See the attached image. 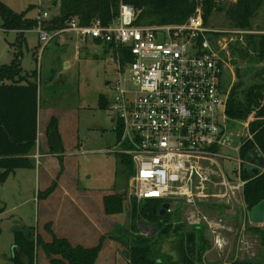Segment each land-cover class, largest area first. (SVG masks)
Segmentation results:
<instances>
[{
	"label": "built area",
	"instance_id": "obj_1",
	"mask_svg": "<svg viewBox=\"0 0 264 264\" xmlns=\"http://www.w3.org/2000/svg\"><path fill=\"white\" fill-rule=\"evenodd\" d=\"M202 1L197 0L194 14L182 24L139 25L136 8L122 3L119 15L106 25L96 19L82 26L72 19L65 28L49 31L44 11L35 18L34 30L41 49L55 38L64 41L65 32L108 46L117 63L110 118L122 122L118 152L130 155L135 167L126 198L168 203L166 214L179 211L182 221L204 226L213 248L224 251L230 233L242 245L252 243L245 235L254 223L244 200V167L260 162L240 156L237 168L228 172L224 167L231 159L226 150L240 153L245 140L253 138L249 126L254 114L239 122L249 132L243 139L229 123L230 88L224 92L222 75L229 67L231 44L264 31L210 27L203 19ZM119 48L132 58L123 63Z\"/></svg>",
	"mask_w": 264,
	"mask_h": 264
},
{
	"label": "trees",
	"instance_id": "obj_2",
	"mask_svg": "<svg viewBox=\"0 0 264 264\" xmlns=\"http://www.w3.org/2000/svg\"><path fill=\"white\" fill-rule=\"evenodd\" d=\"M54 1L59 2V14L46 20L45 28L49 31L65 28L72 19H76L82 26H88L96 19H100L105 25L109 24L119 15L122 3L136 8L139 13L136 23L139 25L182 24L194 14L197 7V0ZM222 2L223 0L202 1L205 24L208 25L214 12L223 10ZM263 7L264 0H235L228 4L225 14L234 28L253 30L254 21ZM26 13L27 11L16 13L0 1V14L5 19L3 28L18 31L22 40L27 30L37 26L36 19L27 17ZM244 39V45L237 40L231 44V49L234 45L233 52H237L243 59L248 58L249 61L258 63L260 68L253 75L255 80L247 87L241 88L245 84L242 79L231 87L227 116L229 123L237 126L254 114L249 126L253 138L245 140L240 156L244 161L250 159L261 163L264 160V33L246 34ZM118 51L122 54L123 63L132 58L128 51L122 48ZM20 56L21 53H15L10 63L0 64V182L17 169L35 167L30 155L38 144L39 75L37 70L26 73ZM55 73L56 69L53 70L52 77ZM98 103L100 108H107L110 99L100 94ZM114 131L119 142L123 133L120 120L116 122ZM45 136L48 151L58 156L60 167L51 185L38 193V197L43 199L57 188L64 169L62 154L65 146L57 117H51ZM119 158L123 172L126 173V187L103 195L102 208L111 217L125 213L128 209L127 213L131 217L129 227L118 223L116 235L110 232L102 234L95 245L86 246L57 235L51 222L44 227L50 235L48 239L33 227L18 226L13 230L16 246L14 254L5 264H36L39 250L49 258L50 264H98L108 239L116 242L115 260L120 261L119 264H208L205 262V254L212 248V238L206 228L192 225L188 227L189 224L181 220L179 211L160 215V200L129 202L125 189L135 167L130 155L119 153ZM244 200L249 211L264 201V171L248 178ZM144 221L155 227L152 236L140 233V223ZM246 232L257 237V258L255 254L254 258H237L228 263L213 264H264V225H250ZM171 235L176 237L177 244L165 251L164 240Z\"/></svg>",
	"mask_w": 264,
	"mask_h": 264
},
{
	"label": "rangeland",
	"instance_id": "obj_3",
	"mask_svg": "<svg viewBox=\"0 0 264 264\" xmlns=\"http://www.w3.org/2000/svg\"><path fill=\"white\" fill-rule=\"evenodd\" d=\"M0 1L16 13L27 11L26 14L29 18H36L39 12L43 13L44 11L48 12L49 18L59 14V2L54 3V0ZM230 2L232 0H223V10L212 14L208 23L210 27L222 30L233 27L225 14ZM4 22L5 19L0 14V64L10 63L15 53H21L23 70L29 74L34 70L38 71L41 112H47V108L53 109V112L57 114L54 116L60 118L59 128L62 138L67 150L74 153L72 156L69 155L70 163L74 167L77 165L79 169L77 172L79 184L86 187L87 191L101 192L99 195L96 193L95 201L105 192L118 191L126 187V173L123 172L120 162L118 153L120 147L114 131L115 121L110 118L109 108H100L98 103L100 94L110 99L111 81L117 78V63L108 51L105 52V44H97L91 39H88L87 42L77 39L80 41L78 45L74 46V43L69 46L65 43L68 40V37L65 36L64 44L55 38L45 49H41L39 33L36 30H27L22 40L16 30H5ZM253 30L264 31V7L259 11L254 21ZM244 42H246L245 39ZM244 42L240 44L244 45ZM233 46L228 60L229 67L224 70L222 75L224 92L231 89L241 79L245 82L241 88L247 87L255 80L253 75L260 68L258 63L251 62L248 58L243 59L237 52H233ZM66 52L69 54L67 57L74 64L70 69L60 72L59 68ZM76 55L78 57H75ZM54 69L57 70V73L52 77ZM61 73H65V81L61 80ZM236 128L237 132L244 136L243 139L248 137L246 135L249 132L245 124L238 123ZM77 142L83 143L82 148L77 147ZM42 149L46 150L43 147ZM226 155L231 159L224 161V167L228 172H231L239 166L240 153L234 149H228ZM43 162L44 158H41L40 164L34 170L31 168L17 169L9 174L3 182H0V264L8 263L11 259L15 227L29 226L37 229L45 224L44 199L38 197V193L45 190ZM63 172V178L75 177L73 170L71 176L63 174ZM77 189H80V186ZM85 198L78 192L76 200L86 209L89 208L87 211L90 215L92 205L89 203L88 206L85 205ZM93 206L92 210L95 209L94 204ZM127 212L116 217L106 218L97 211H93L92 219L95 225L91 231H88L87 227L86 230L87 232L96 231L94 235H97L100 230L104 234L110 232L116 235L118 223L130 226L131 217ZM140 233L152 236L155 230L153 226L144 221V223H140ZM227 238L228 244L224 251H217L212 246L206 252V263H228L237 258H254L255 254V258H257L259 243H256L257 237L250 232H247V241L250 239L251 244L242 245L235 240V236L231 233L227 234ZM164 243V250L169 251L172 246H176L177 239L171 235L164 240ZM115 247L114 240L108 242L106 248L107 252L111 254L108 255V258L104 254L99 264H114V260H112L114 251L112 252V250ZM37 253L39 255L37 254L36 264H39L43 259V256L40 255L43 252L39 250ZM116 263L119 264L120 261H116Z\"/></svg>",
	"mask_w": 264,
	"mask_h": 264
},
{
	"label": "crops",
	"instance_id": "obj_4",
	"mask_svg": "<svg viewBox=\"0 0 264 264\" xmlns=\"http://www.w3.org/2000/svg\"><path fill=\"white\" fill-rule=\"evenodd\" d=\"M233 1V0H232ZM18 34L19 32L16 31ZM64 37H68V42L65 43L69 46H72L74 43L78 45L80 41H77V37L72 32H65ZM76 38V39H74ZM65 41V40H64ZM64 41H58L60 43L64 44ZM94 41V40H93ZM87 42V41H86ZM97 44H100L96 41H94ZM39 45H40V39H39ZM105 52H107L106 46L104 47ZM69 54L68 52L64 53L62 64L59 68L60 72L66 71L70 69L73 66V62L70 60L69 57H67ZM75 57H78L76 55ZM65 75V73H64ZM65 79V78H64ZM65 81V80H64ZM54 115H57L53 112V109L47 108V112H41V107H39L38 111V144L33 154L30 155L31 158H33L35 162V167L40 164L41 158H44L43 167H44V173L45 178L43 181L44 189L48 188L51 183L56 178V173L59 170L60 163L59 158L56 154L49 153L48 147H47V141L45 136L46 126L48 125L50 118ZM60 120V118H59ZM63 134V133H62ZM64 141V140H63ZM46 150H43L42 147ZM65 146V152L62 154L63 162H64V169L63 174H72V170L75 172V177H68L63 178L62 174L61 177L58 180V186L57 188L51 193L47 198H44V206H43V215L45 219V224L48 222H51L52 229L55 231V233L59 236H64L69 238L74 243L83 244L86 246L95 245L97 241L99 240V237L104 234L103 231H99L96 234L95 232H87L86 227L88 228V231H91L94 227V221H93V215L92 212L97 211L102 217L111 218V216H108L104 213L102 208V197L105 194H108L110 192H105L101 194L99 197H97V202L94 200V198L101 192L94 191L91 192V190L87 191L86 187H83L79 184L78 178H77V172L78 168L77 165L72 166L69 160V155H74L73 152H69L67 150V146L64 141ZM83 143L77 142V147L82 148ZM77 154V153H76ZM31 168V169H35ZM80 186V189H77V187ZM81 194L82 196H85L86 203L85 205L88 206V203L93 206L95 205V209L92 207L90 208V215H88V209H86L82 204H80L76 198L77 194ZM95 193V195H93ZM89 198V199H88ZM96 199V198H95ZM99 218V217H98ZM45 224L43 226L38 227L37 230L40 231L46 239L50 237L48 232L45 230ZM90 234V235H89ZM81 235V236H80ZM245 235L247 237V232L245 231ZM250 240V239H248ZM111 239L107 240V243L105 247L103 248L100 257L98 259V264L101 263V259L103 255L105 254V257L108 258L110 252H107V244L110 242ZM253 241V240H251ZM115 248H113V259L114 264H116L115 260ZM39 255V253H37ZM40 255L43 256V259L39 264H50L49 258L45 256L44 253H41ZM104 257V258H105Z\"/></svg>",
	"mask_w": 264,
	"mask_h": 264
},
{
	"label": "water",
	"instance_id": "obj_5",
	"mask_svg": "<svg viewBox=\"0 0 264 264\" xmlns=\"http://www.w3.org/2000/svg\"><path fill=\"white\" fill-rule=\"evenodd\" d=\"M60 78L62 81H64L65 79V75L64 73L60 74ZM264 170V160L261 161V163H259L258 165H251V164H247L244 167V173L245 176L248 178L254 177L260 173H262ZM168 203H163L162 207L159 210V214L160 215H165L166 214V209L168 207ZM251 220L254 224H263L264 223V201L260 202L259 204H257L256 206H254L251 210ZM155 229V227H154ZM16 246H13V250H12V256L14 254V250H15ZM11 256V258H12Z\"/></svg>",
	"mask_w": 264,
	"mask_h": 264
}]
</instances>
